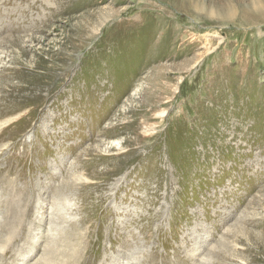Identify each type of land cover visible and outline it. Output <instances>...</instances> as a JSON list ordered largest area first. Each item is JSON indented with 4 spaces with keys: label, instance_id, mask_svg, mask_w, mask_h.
<instances>
[{
    "label": "rangeland",
    "instance_id": "374dc122",
    "mask_svg": "<svg viewBox=\"0 0 264 264\" xmlns=\"http://www.w3.org/2000/svg\"><path fill=\"white\" fill-rule=\"evenodd\" d=\"M0 264H264V0H0Z\"/></svg>",
    "mask_w": 264,
    "mask_h": 264
},
{
    "label": "bare ground",
    "instance_id": "6f19581e",
    "mask_svg": "<svg viewBox=\"0 0 264 264\" xmlns=\"http://www.w3.org/2000/svg\"><path fill=\"white\" fill-rule=\"evenodd\" d=\"M113 144H114V145H119V142H118V141H117V142H113ZM15 205H16V204H15ZM41 206H42L41 208H44V203H41ZM41 217H42V216H41Z\"/></svg>",
    "mask_w": 264,
    "mask_h": 264
}]
</instances>
